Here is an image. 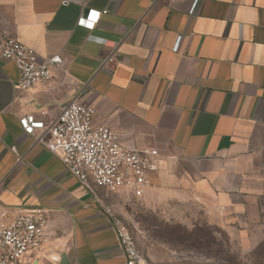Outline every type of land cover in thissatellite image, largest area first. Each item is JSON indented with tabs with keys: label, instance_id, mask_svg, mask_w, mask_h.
<instances>
[{
	"label": "crops",
	"instance_id": "1",
	"mask_svg": "<svg viewBox=\"0 0 264 264\" xmlns=\"http://www.w3.org/2000/svg\"><path fill=\"white\" fill-rule=\"evenodd\" d=\"M193 1L0 0L2 31L63 59L19 92L14 63L0 58V208L41 207L56 234L35 264H125L100 202L121 215L130 195L80 185L18 123H50L72 99L124 147L158 150L148 208L208 230L207 246L155 262L264 264V0H199L190 15ZM89 10L107 13L77 26ZM113 49L114 66L101 69Z\"/></svg>",
	"mask_w": 264,
	"mask_h": 264
},
{
	"label": "built area",
	"instance_id": "2",
	"mask_svg": "<svg viewBox=\"0 0 264 264\" xmlns=\"http://www.w3.org/2000/svg\"><path fill=\"white\" fill-rule=\"evenodd\" d=\"M198 3L199 0L193 1L190 15L195 13ZM106 13L107 10H89L79 17L77 26L93 29ZM180 41L181 37L177 40L176 51ZM115 52L113 49L105 57L101 69L111 70L116 61ZM0 58L14 63L18 71L16 89L19 92L47 82L51 71L63 66L60 55L40 58L1 28ZM95 114L94 108L72 99L50 123L32 114L19 117L18 123L24 134L34 137L47 151L56 155L80 185L106 193L122 191L132 198H142L147 190L155 188L153 176L159 171L161 162L158 150L124 147L116 132L94 124ZM11 150L14 152L15 148ZM100 203L101 213L107 219L125 264H168L151 260L138 246L134 234L116 209ZM55 238L56 234L48 227L45 209L35 207L11 216L7 209L0 208V264H35Z\"/></svg>",
	"mask_w": 264,
	"mask_h": 264
},
{
	"label": "rangeland",
	"instance_id": "3",
	"mask_svg": "<svg viewBox=\"0 0 264 264\" xmlns=\"http://www.w3.org/2000/svg\"><path fill=\"white\" fill-rule=\"evenodd\" d=\"M120 207L121 216L134 234L138 246L151 260L166 258L170 256L171 251L186 250L193 247L202 248L200 245H194V233L189 232L179 222L175 221V217L171 216L172 214L154 212L146 206L141 198L127 197L126 200L120 201ZM186 240L190 243L184 244ZM177 262L172 259L166 263L176 264Z\"/></svg>",
	"mask_w": 264,
	"mask_h": 264
},
{
	"label": "trees",
	"instance_id": "4",
	"mask_svg": "<svg viewBox=\"0 0 264 264\" xmlns=\"http://www.w3.org/2000/svg\"><path fill=\"white\" fill-rule=\"evenodd\" d=\"M190 232H193V239H194V245H200L202 247L204 246H207V240H203V237L204 235H207L208 234V230L207 229H204V228H197V229H194L193 231H190ZM177 243V241H175ZM179 243V242H178ZM189 244L190 241H185L184 244ZM193 243V242H192ZM181 244V243H180ZM204 245V246H203ZM199 246V247H200Z\"/></svg>",
	"mask_w": 264,
	"mask_h": 264
},
{
	"label": "snow or ice",
	"instance_id": "5",
	"mask_svg": "<svg viewBox=\"0 0 264 264\" xmlns=\"http://www.w3.org/2000/svg\"><path fill=\"white\" fill-rule=\"evenodd\" d=\"M93 15H95V13H93Z\"/></svg>",
	"mask_w": 264,
	"mask_h": 264
}]
</instances>
